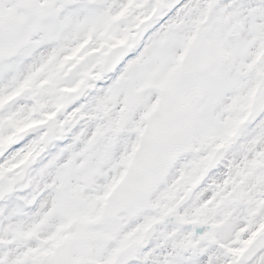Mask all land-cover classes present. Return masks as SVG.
<instances>
[{"label": "snow or ice", "instance_id": "snow-or-ice-1", "mask_svg": "<svg viewBox=\"0 0 264 264\" xmlns=\"http://www.w3.org/2000/svg\"><path fill=\"white\" fill-rule=\"evenodd\" d=\"M0 264H264V0H0Z\"/></svg>", "mask_w": 264, "mask_h": 264}]
</instances>
